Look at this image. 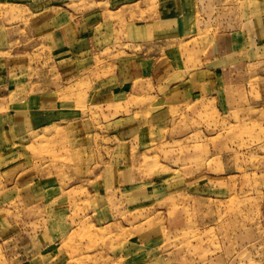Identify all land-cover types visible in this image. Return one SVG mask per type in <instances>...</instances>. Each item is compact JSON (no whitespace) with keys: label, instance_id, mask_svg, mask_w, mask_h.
<instances>
[{"label":"rangeland","instance_id":"374dc122","mask_svg":"<svg viewBox=\"0 0 264 264\" xmlns=\"http://www.w3.org/2000/svg\"><path fill=\"white\" fill-rule=\"evenodd\" d=\"M31 17L6 5L9 27ZM195 17L183 46L170 37L181 57H145L165 63L144 80L153 85L105 97L96 88L117 61L166 43L148 50L140 27L133 47L94 45L68 79L27 27H10L0 49V264H264V0H197ZM231 35L235 52L213 63L211 39L224 36L221 47ZM41 79L59 82L61 107L25 104ZM192 82L172 106L154 98L168 91L158 83Z\"/></svg>","mask_w":264,"mask_h":264},{"label":"crops","instance_id":"0c3cea01","mask_svg":"<svg viewBox=\"0 0 264 264\" xmlns=\"http://www.w3.org/2000/svg\"><path fill=\"white\" fill-rule=\"evenodd\" d=\"M8 4L18 5L25 10V13L29 12L32 15L26 22L17 23V25L10 27H16V29L27 27L26 29L30 31L31 35L46 49V57L53 62L54 73L56 75L66 74L68 79H74L76 72L74 62L76 59L96 56L94 52L96 46H98L99 52L110 48V45L117 43V41L133 47L134 42L130 39L140 36V27L144 32L143 34L147 36V42L144 46L148 50L151 47L164 46L166 43V48L160 53H155L153 50L148 56L147 53L141 55L131 53L128 58H121L120 61H117L114 65L113 79H106L96 88L101 90L100 96L103 97L108 92L113 95L118 90L127 94L128 87L124 86H129L130 92L135 94L138 86L143 88L153 85L152 80L148 82H144V80L149 79V77L151 79L156 70L160 72L165 63L162 62L155 66L152 61L148 64L145 63L147 61L145 57L157 59L172 56L181 57L179 48L186 43V28L197 24L195 17L197 0H194V7L192 0H0V49H5L6 41L11 40V29L6 25V5ZM135 19L138 22H135ZM119 26H121L120 30L117 28ZM137 29L138 35L135 32ZM120 33L123 36L129 34V39L123 40L122 38L120 40ZM161 33L163 34L162 39L157 40V42L156 40L153 41V39L159 38ZM172 35L178 39L175 44L179 48H171L170 37ZM234 39L233 35L230 38L227 37V43H223L221 47H219L218 42H224V36L220 38L216 36L211 39L215 43L213 63L219 61L221 57L225 58L235 52L234 44L236 41ZM196 40L199 48H195L194 52L201 51L202 55V40H198L197 36ZM245 40L244 38L243 41ZM140 59L141 61H139ZM45 82L47 81L43 79L40 81L42 84L41 93L22 98L26 105L31 102L36 105L37 110L61 107L62 103H59L57 97L54 98V96H58L57 93L60 91L59 82L57 83L55 80L49 83ZM107 83H113V85H107ZM193 84L196 86V83L192 82L187 88L179 85L172 88L173 86H167L168 83H158L157 88L161 87L168 91L163 95L158 93L154 98L156 97L158 103L168 107L172 106L177 101L183 100L184 96L192 89L197 90V86L193 87ZM24 87V84L20 85V89ZM148 88L152 89V86ZM31 99L33 100L30 101ZM18 115L27 120V113L24 115V113L19 112Z\"/></svg>","mask_w":264,"mask_h":264}]
</instances>
